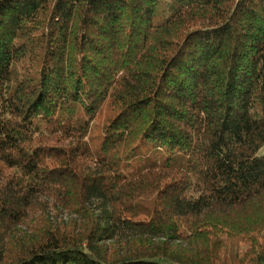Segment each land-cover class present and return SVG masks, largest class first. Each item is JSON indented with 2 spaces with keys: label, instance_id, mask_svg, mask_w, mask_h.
I'll return each instance as SVG.
<instances>
[{
  "label": "trees",
  "instance_id": "16d2710c",
  "mask_svg": "<svg viewBox=\"0 0 264 264\" xmlns=\"http://www.w3.org/2000/svg\"><path fill=\"white\" fill-rule=\"evenodd\" d=\"M264 0H0V264H264Z\"/></svg>",
  "mask_w": 264,
  "mask_h": 264
},
{
  "label": "rangeland",
  "instance_id": "374dc122",
  "mask_svg": "<svg viewBox=\"0 0 264 264\" xmlns=\"http://www.w3.org/2000/svg\"><path fill=\"white\" fill-rule=\"evenodd\" d=\"M263 151H264V148H263Z\"/></svg>",
  "mask_w": 264,
  "mask_h": 264
}]
</instances>
